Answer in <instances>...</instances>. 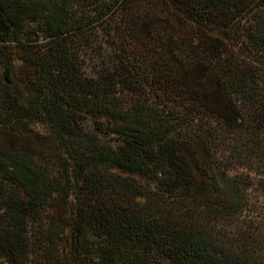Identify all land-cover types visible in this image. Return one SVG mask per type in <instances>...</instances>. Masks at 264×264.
Returning a JSON list of instances; mask_svg holds the SVG:
<instances>
[{
	"label": "trees",
	"instance_id": "obj_1",
	"mask_svg": "<svg viewBox=\"0 0 264 264\" xmlns=\"http://www.w3.org/2000/svg\"><path fill=\"white\" fill-rule=\"evenodd\" d=\"M0 264H264V0H0Z\"/></svg>",
	"mask_w": 264,
	"mask_h": 264
}]
</instances>
